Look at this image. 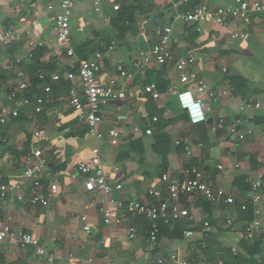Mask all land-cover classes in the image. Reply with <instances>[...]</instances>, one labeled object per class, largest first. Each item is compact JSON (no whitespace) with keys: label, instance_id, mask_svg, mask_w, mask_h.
Wrapping results in <instances>:
<instances>
[{"label":"crops","instance_id":"crops-1","mask_svg":"<svg viewBox=\"0 0 264 264\" xmlns=\"http://www.w3.org/2000/svg\"><path fill=\"white\" fill-rule=\"evenodd\" d=\"M59 1L0 0V30L11 26L17 35L11 46L0 47V106L17 110L7 96L24 81L31 88L19 97L34 95L45 101L40 114L25 106L0 124V174L4 180H18L25 196L18 201L19 192L11 191L0 206V229L8 225L11 231V236L0 240V264H49L47 256L19 244L21 233L39 240L53 258L50 264H144L157 259L163 264H264V233L252 241L243 235L250 222L264 225V204L251 202L245 182L259 180L264 192V15L252 18L244 39L231 38L240 23L218 26L206 20L192 40V26L183 20V13L204 4L214 11L215 3L190 0L176 8L175 0H129L119 11L109 3L96 11L91 0H78L70 22L74 56L68 57L53 29ZM164 28L171 29L175 40L171 59L134 72L131 80L120 78L116 67L132 71L133 61L158 43ZM30 41L41 45L31 48ZM36 49L42 53L34 72L29 59ZM189 49L195 63L184 73L193 70L206 86L202 91L198 83L180 82L177 63ZM96 53L100 55L97 80L105 84L115 79L126 92L124 101L101 107L97 130L104 134L114 130L118 137L100 142L68 106V92L72 86L79 89V81L63 77ZM40 72L59 74L61 79L37 83L34 76ZM45 85L51 88L48 94L43 92ZM147 86L153 87L152 93H141ZM183 89L208 104L205 123H189L176 100ZM35 131L39 138L33 136ZM97 145L104 155L105 176L121 185L109 196L86 191L85 178L76 169ZM31 146L47 161L39 192L46 195L51 183L57 186L46 207L27 201L31 184L19 179ZM192 166L203 171L207 182L231 195L234 204L181 196L179 204L187 209V216L171 226L160 225L156 245L147 243L150 224L142 217L131 219L123 212L120 223L103 225L100 207L119 199L136 200L141 206L155 204L151 189L160 191L165 201L167 183L178 181L182 170ZM130 228L135 229L132 239ZM187 231L193 235L185 236ZM171 255L176 259L171 260Z\"/></svg>","mask_w":264,"mask_h":264},{"label":"built area","instance_id":"built-area-1","mask_svg":"<svg viewBox=\"0 0 264 264\" xmlns=\"http://www.w3.org/2000/svg\"><path fill=\"white\" fill-rule=\"evenodd\" d=\"M78 0H60L59 11L54 17L53 29L56 34L58 46L62 48L68 57L74 56V52L70 45V22L72 19L73 9ZM129 0H91L96 11H99L104 4H110L113 11H119L122 3ZM190 0H175L174 6L180 8L189 3ZM215 3L214 11L210 10L207 5H201L193 12L183 13V20L190 26H196V31H199L198 26L210 20L213 24L218 26L225 25L228 21L233 23H240L241 28L235 30L231 34L232 39H244L246 32L251 25L252 18L255 15H264V0H255L251 3L243 0H234L231 4H223L224 0H209ZM51 8V7H49ZM171 29L164 28L159 37V41L146 54H140L137 59L131 64L132 71L123 68L121 65L116 67L120 78L131 80L133 73L139 72L149 65L161 64L171 59ZM17 40V35L13 27L9 26L6 29L0 30V47H9ZM175 42V40H173ZM31 48H37L41 43L29 42ZM100 55L94 54V57L89 60H82L78 63L77 74L72 72L63 75L67 80L73 81L75 78L80 83V88L72 86L68 92V106L72 109L79 123H84L88 127V132L98 142L105 137L117 138L118 133L114 130H109L105 134L97 130L99 123L98 115L103 105L113 100L124 101L126 99V92L124 89L117 86V81L111 79L105 84L99 82L96 78L99 68ZM195 63V56L193 49L186 52V56L178 60L177 68L180 71V82L187 84L189 82L198 83L199 90L206 88L205 84L197 80V74L190 70L187 74L184 73L186 67H192ZM39 81L58 82L61 79L59 74H51L48 72H40L37 76ZM30 89V84L24 81L12 88L7 99L14 103L17 110L25 106H32L35 115L42 112L44 106V99L42 97L33 96L32 100L27 97H19ZM153 91L152 86L143 87L141 93L150 94ZM43 92L48 94L51 92L49 85H45ZM139 92V91H138ZM209 96L212 98L213 93ZM177 103L180 109L187 115L188 121L191 125H200L207 120V112L209 110L208 104L196 99L193 93L188 89H183L177 93ZM17 110L9 111L6 107L0 106V124L7 123L9 116L16 117ZM156 121V118H153ZM222 127L221 124L218 125ZM150 130L146 131L149 135ZM35 138H39L38 131L33 133ZM241 138V137H240ZM25 160L27 162L26 168L19 176L20 180L30 182L31 188L29 194L26 196L27 201L31 205H40L46 207L50 199L56 194L57 186L51 183L49 192L45 195L39 192L43 185V170L46 167V159L37 147L31 146L26 154ZM104 155L99 148V145L92 150L91 156L87 161L78 163L76 169L84 178V189L88 192L98 191L104 195H111L113 192L121 190V185L112 184L105 176L103 171ZM221 169V167H218ZM162 180L167 182V177L163 176ZM18 180L7 181L0 174V206L6 201L8 193L18 191L16 199L23 200L25 196L22 193V186L17 182ZM251 187L250 200L254 204H264V192L261 190V183L259 180H245ZM149 194L157 202L154 204L141 206L136 200L119 199L111 206L104 205L100 207L99 213L102 217V223L105 226H112L120 223L123 219L121 213L126 212L131 219L144 218L150 224L147 243L156 245L157 236L160 224L164 226H171L175 222L180 221L187 216V209L181 207L179 198L181 196H198L207 201H223V203L232 205L234 199L227 194L222 188L214 187L207 182L204 173L197 167H185L181 172V178L176 182L167 183L166 199L161 201V193L158 190L151 189ZM82 221L85 218L81 219ZM230 224V221L228 222ZM208 228V227H207ZM88 231L89 227H85ZM264 233V225L255 220L248 223L243 230L244 238L252 241L257 234ZM185 236H192L191 231L184 233ZM11 236L10 227L4 225L0 229V240ZM135 236V229H129V237L132 239ZM18 242L22 247H32L36 255L44 257L47 256L49 264L52 262V256L47 255L45 249L40 245L37 238L30 234L21 233ZM171 260H175V255L170 256ZM144 264H163L162 259H157ZM188 264V263H183Z\"/></svg>","mask_w":264,"mask_h":264},{"label":"trees","instance_id":"trees-1","mask_svg":"<svg viewBox=\"0 0 264 264\" xmlns=\"http://www.w3.org/2000/svg\"><path fill=\"white\" fill-rule=\"evenodd\" d=\"M190 30L193 32V35L191 36V39L193 40L195 37H196V26H192V27H190ZM190 31V32H191ZM41 53H42V50H40V49H36L35 51H33V53H32V57L29 59V63L32 65V67L35 69L34 70V72H37L38 71V68L40 67V66H38V65H36V63H35V61H36V58L38 57V56H40L41 55ZM85 58H83L82 60H84ZM31 67V66H30ZM31 67V68H32ZM30 68V69H31ZM72 73H74V74H77V71H76V69H74V70H72ZM38 74L39 73H37L34 77H35V81L38 83V82H40L38 79H37V76H38ZM31 88V87H30ZM34 95H27L26 97L29 99V100H32V97H33ZM37 97H40V96H37ZM43 98V97H42ZM44 99V98H43ZM248 188L249 189H251V187H250V185H248ZM160 225H162V224H160Z\"/></svg>","mask_w":264,"mask_h":264}]
</instances>
